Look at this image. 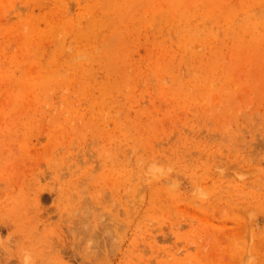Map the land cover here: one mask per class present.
I'll return each mask as SVG.
<instances>
[{
    "label": "rangeland",
    "instance_id": "374dc122",
    "mask_svg": "<svg viewBox=\"0 0 264 264\" xmlns=\"http://www.w3.org/2000/svg\"><path fill=\"white\" fill-rule=\"evenodd\" d=\"M0 264H264V0H0Z\"/></svg>",
    "mask_w": 264,
    "mask_h": 264
},
{
    "label": "bare ground",
    "instance_id": "6f19581e",
    "mask_svg": "<svg viewBox=\"0 0 264 264\" xmlns=\"http://www.w3.org/2000/svg\"><path fill=\"white\" fill-rule=\"evenodd\" d=\"M157 187V186H156Z\"/></svg>",
    "mask_w": 264,
    "mask_h": 264
}]
</instances>
